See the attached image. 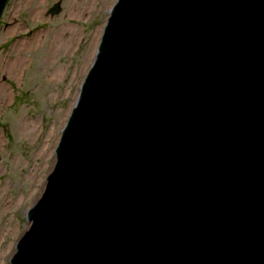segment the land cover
Instances as JSON below:
<instances>
[{
	"label": "water",
	"instance_id": "obj_1",
	"mask_svg": "<svg viewBox=\"0 0 264 264\" xmlns=\"http://www.w3.org/2000/svg\"><path fill=\"white\" fill-rule=\"evenodd\" d=\"M55 156L10 264H264V0H116Z\"/></svg>",
	"mask_w": 264,
	"mask_h": 264
},
{
	"label": "rangeland",
	"instance_id": "obj_2",
	"mask_svg": "<svg viewBox=\"0 0 264 264\" xmlns=\"http://www.w3.org/2000/svg\"><path fill=\"white\" fill-rule=\"evenodd\" d=\"M9 0L0 21V264L29 228L116 0ZM106 3V4H105ZM59 4L55 15L51 9ZM76 27L74 43L57 39ZM101 29V32H100ZM98 39H96L97 34ZM30 125L32 129L25 130ZM45 146L49 152H45Z\"/></svg>",
	"mask_w": 264,
	"mask_h": 264
},
{
	"label": "bare ground",
	"instance_id": "obj_3",
	"mask_svg": "<svg viewBox=\"0 0 264 264\" xmlns=\"http://www.w3.org/2000/svg\"><path fill=\"white\" fill-rule=\"evenodd\" d=\"M110 0H107L106 3H108ZM113 2V1H112ZM112 2L108 3L107 8L109 9L112 6ZM105 3V4H106ZM110 16V15H109ZM109 18V17H108ZM101 32V29H100ZM100 33L97 34L96 39H98ZM65 36L63 38H58L57 43L60 44L62 47H65L68 44L74 43L77 39V36L79 35L78 29L76 27H73L71 29L66 30ZM74 41V42H73ZM64 128V127H63ZM25 130H31L32 127L30 125H26L24 127ZM61 137V135H60ZM60 140V139H59ZM45 152H49V150L45 146ZM29 211V210H28ZM18 243V242H17ZM17 245V244H16Z\"/></svg>",
	"mask_w": 264,
	"mask_h": 264
}]
</instances>
